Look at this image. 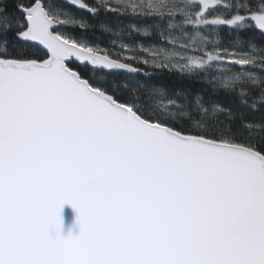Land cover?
Returning <instances> with one entry per match:
<instances>
[{"label": "snow or ice", "instance_id": "1", "mask_svg": "<svg viewBox=\"0 0 264 264\" xmlns=\"http://www.w3.org/2000/svg\"><path fill=\"white\" fill-rule=\"evenodd\" d=\"M70 3L147 43L0 0V264H264V0Z\"/></svg>", "mask_w": 264, "mask_h": 264}, {"label": "trees", "instance_id": "2", "mask_svg": "<svg viewBox=\"0 0 264 264\" xmlns=\"http://www.w3.org/2000/svg\"><path fill=\"white\" fill-rule=\"evenodd\" d=\"M55 2L63 7L66 11L69 12L70 15H72L74 18L82 19L85 22H88L92 25H94V28L92 32L88 33H82L89 41L93 43H98L100 45L104 46H111V42L113 40H123L126 43L129 44H135L140 40H144L145 43H147V40L142 37H138L135 34L132 36L127 35L128 31H130L129 25L130 23H133L129 18H121L120 22L117 23L115 18L111 13H104L101 11V13L98 16H91L89 15L85 10H81L73 5H71L70 0H55ZM107 21H111L110 23H106ZM106 26L110 27L112 29L111 32H104L102 30L101 25L105 24ZM121 29L124 30V35L117 37L114 35L115 32L120 31ZM227 30L223 33V35L226 36ZM153 82L155 83H163V84H175V78H168L165 77H154ZM120 86L124 87V85L127 83L125 80H121Z\"/></svg>", "mask_w": 264, "mask_h": 264}, {"label": "water", "instance_id": "3", "mask_svg": "<svg viewBox=\"0 0 264 264\" xmlns=\"http://www.w3.org/2000/svg\"><path fill=\"white\" fill-rule=\"evenodd\" d=\"M61 235L67 236L69 233L77 235L79 226L76 223V212L69 206L65 205L61 209Z\"/></svg>", "mask_w": 264, "mask_h": 264}]
</instances>
